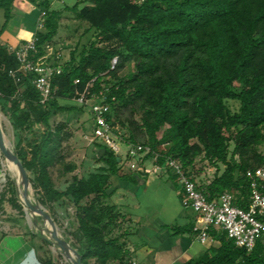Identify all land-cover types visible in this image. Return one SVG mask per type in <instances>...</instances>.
<instances>
[{"label": "trees", "instance_id": "1", "mask_svg": "<svg viewBox=\"0 0 264 264\" xmlns=\"http://www.w3.org/2000/svg\"><path fill=\"white\" fill-rule=\"evenodd\" d=\"M84 3L82 9L79 4L69 9L89 25L93 39L71 51L64 64L55 55L54 64L62 67V73L53 77L52 94L45 104L32 84L34 75L22 76L20 82L10 75L18 61L9 46L0 44V106L18 135L36 125L44 127L40 140L29 150L19 139L15 153L44 207L58 204L74 211L73 247L83 264H133L126 238L135 228L110 203L111 179L121 175L122 158L96 140V159L102 166L86 177L74 175L59 190L51 169L62 164L66 173H73L76 166L65 164L62 154L63 143L70 137L65 126L53 128L50 120L69 109L60 100H76L92 84L91 93L104 92L111 104L108 120L114 133L118 126L128 132L123 143L149 147L160 155V165L168 157L181 161L196 183V162L207 161L216 168L215 176L198 187L208 200L229 193L233 205L247 208L252 183L247 173L264 169V0ZM14 4L15 0H0L5 11L0 36ZM39 5L45 15L35 34L38 51L32 59L46 62L45 45L58 34L60 13L50 10L49 0ZM114 59L118 63L112 69ZM127 65L132 70L121 77ZM126 110L129 116L124 118ZM152 157L150 153L144 160ZM121 177L133 180V176ZM10 191V203L23 212L16 189ZM260 220L264 222V216ZM195 228L192 224L175 231L197 237ZM210 234L217 245L185 264H264L263 239L248 251L237 247L223 230L211 228ZM43 243L49 245V240ZM46 255L43 264H54Z\"/></svg>", "mask_w": 264, "mask_h": 264}, {"label": "rangeland", "instance_id": "2", "mask_svg": "<svg viewBox=\"0 0 264 264\" xmlns=\"http://www.w3.org/2000/svg\"><path fill=\"white\" fill-rule=\"evenodd\" d=\"M44 0H36L35 4L29 2V0H15V6L12 9V17L9 21L4 36H0V44L11 45L14 43V38L33 39L36 31L39 28L40 23L43 22V11L39 5ZM85 0H49L50 10L58 11L60 13L59 18V30L58 34L54 37L53 41L45 45L46 50V62L54 63L55 55L61 53V64L69 61L70 53L75 48L79 50L88 45L93 39V31H89V25L86 22H82L77 19L76 14L69 8H72L76 4H79V9L85 6ZM5 23V11L0 9V27ZM132 70L131 65H127L121 72V77H127ZM60 105L69 108L66 111H61L54 115L50 124L53 128L57 125L65 126V133H68V137L62 147V154L65 158V164H73L76 166V170L73 173H66L63 165H57L51 169V175L55 182L56 187L59 190H64L68 183L71 182L74 175L80 177L87 176L89 173L96 171L101 164L97 162V146L96 140H94L95 129V117L92 113L90 106H84L78 103L76 100H60ZM237 108V104L233 105V109ZM124 118L129 116V111L126 110L123 115ZM0 121L3 127L5 138L10 147L16 152L19 139H21L22 147L29 150V145H33L38 142L43 134V126H34L31 131H23L19 135L15 132L10 118L2 111L0 106ZM116 138L114 142L119 148L118 155L122 158L124 165L129 166V149L130 146L121 141L125 137H128V132L122 130L119 126L116 127ZM16 154V153H15ZM131 161H137V159H131ZM146 166L152 168L151 161L147 162ZM224 166H221V173L224 171ZM194 173L195 179L198 185L211 181L216 173V168L210 165L207 161L198 159L195 165ZM32 185V184H31ZM16 189V196L20 202V197L17 195V184L14 180L10 167L7 165V160L4 156L0 157V221L7 222L11 226L17 221H21L22 225L31 230L30 236L37 237L39 239L49 240L47 234L42 235L40 229L43 228V223L38 218L35 222L34 218H29L23 206V212H20L12 206L9 199L11 198V189ZM32 199L37 205L43 206L39 200L40 195L35 191L32 186ZM44 207V206H43ZM49 215L54 219L58 226L60 234L65 240H67L72 246L75 243L73 232L75 229L74 211L69 206L54 205L53 208L44 207ZM30 212V211H29ZM31 213V212H30ZM32 214V213H31ZM33 217L35 214H32ZM30 220V221H29ZM6 225V224H5ZM203 227L202 224H199ZM4 224H0V228ZM8 226V225H7ZM42 249H44V256L49 253L52 257L54 264H71L63 253L55 247L49 240V245L42 243Z\"/></svg>", "mask_w": 264, "mask_h": 264}, {"label": "crops", "instance_id": "3", "mask_svg": "<svg viewBox=\"0 0 264 264\" xmlns=\"http://www.w3.org/2000/svg\"><path fill=\"white\" fill-rule=\"evenodd\" d=\"M30 40L16 37L9 46L20 47ZM149 161L152 168L146 166ZM124 164L121 175L111 179L109 192L110 203L118 206L135 228L126 238L133 263L185 264L203 255L209 246L203 245L192 233L175 231L202 224L198 215L183 205L179 182L170 173L157 170L152 159H143L136 170ZM121 176H133V180ZM21 221L13 226L0 221L4 224L0 228V264H43L44 239L31 237V230Z\"/></svg>", "mask_w": 264, "mask_h": 264}, {"label": "built area", "instance_id": "4", "mask_svg": "<svg viewBox=\"0 0 264 264\" xmlns=\"http://www.w3.org/2000/svg\"><path fill=\"white\" fill-rule=\"evenodd\" d=\"M45 13L43 12L42 17ZM39 28H42L40 23ZM37 40L34 38L20 47L9 46V49L15 53L18 61V68L10 71V75L20 82L22 76L34 75L32 84L42 94V104H45L52 94V79L62 73V67L54 63L37 62L32 59L38 51ZM62 54L56 55V60H60ZM118 59L112 62V69L117 66ZM92 84H89L87 90L80 94L76 101L84 106H90L95 117L94 140H101L107 144L116 154L119 148L114 142L117 139L114 128L108 120L112 112L110 103L105 101L104 92L92 94L90 91ZM113 101L115 99L113 98ZM129 167L131 170L139 168V163L148 155L159 171H166L175 176L183 191V205L187 209L194 211L202 223L203 227H196L198 231L197 239L206 246H213L217 242L211 236V228L223 230L228 237L232 239L236 246L248 251L254 250L260 239L264 240V222L260 217L264 216V169L249 171L247 176L251 179V196L247 208L233 205V196L225 193L218 199L209 201L205 193L199 189L198 184L184 170L181 161L166 158L163 165L158 164L160 155L152 152L149 147L142 145H129ZM137 159V161H131ZM135 264V263H133Z\"/></svg>", "mask_w": 264, "mask_h": 264}, {"label": "water", "instance_id": "5", "mask_svg": "<svg viewBox=\"0 0 264 264\" xmlns=\"http://www.w3.org/2000/svg\"><path fill=\"white\" fill-rule=\"evenodd\" d=\"M0 154L4 156L5 159L15 163L20 170L23 179V198L20 196V192L17 188V195L20 197V202L24 206L26 214L28 211L35 214L34 220L38 221L37 217L43 223V228L40 229L42 235L47 234L51 243L57 247L63 255L68 259L71 264H83V258L81 254L60 234L57 224L54 219L49 215L46 209L41 206L31 202L29 199V187H32L29 175L21 160L15 154L14 150L7 144L5 133L3 127L0 123Z\"/></svg>", "mask_w": 264, "mask_h": 264}, {"label": "bare ground", "instance_id": "6", "mask_svg": "<svg viewBox=\"0 0 264 264\" xmlns=\"http://www.w3.org/2000/svg\"><path fill=\"white\" fill-rule=\"evenodd\" d=\"M0 123H1V121H0ZM7 144L9 145V143H7ZM9 146H11V145H9ZM5 160H7V159H5ZM7 165L10 167L11 174H12L14 180L16 181L18 190L20 192V196H21V198H23L24 186H23V179H22V175L20 173L19 167L15 163H13L12 161H9V160H7ZM31 190H32V187H29V199L31 200L32 203L36 204L32 199L33 197H32V191ZM31 213L28 211V217L34 218L32 215L34 213H32V214Z\"/></svg>", "mask_w": 264, "mask_h": 264}]
</instances>
